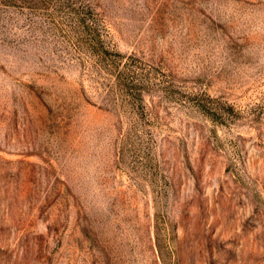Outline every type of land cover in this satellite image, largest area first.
Instances as JSON below:
<instances>
[{
  "label": "rangeland",
  "instance_id": "rangeland-1",
  "mask_svg": "<svg viewBox=\"0 0 264 264\" xmlns=\"http://www.w3.org/2000/svg\"><path fill=\"white\" fill-rule=\"evenodd\" d=\"M0 264H264V0H0Z\"/></svg>",
  "mask_w": 264,
  "mask_h": 264
}]
</instances>
